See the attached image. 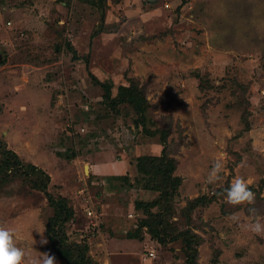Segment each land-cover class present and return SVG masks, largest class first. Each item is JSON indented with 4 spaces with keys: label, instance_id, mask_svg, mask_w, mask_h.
<instances>
[{
    "label": "rangeland",
    "instance_id": "374dc122",
    "mask_svg": "<svg viewBox=\"0 0 264 264\" xmlns=\"http://www.w3.org/2000/svg\"><path fill=\"white\" fill-rule=\"evenodd\" d=\"M162 151L158 199V160L136 162ZM0 161V225L29 256L264 264V0H0ZM238 176L252 204L227 201Z\"/></svg>",
    "mask_w": 264,
    "mask_h": 264
},
{
    "label": "clouds",
    "instance_id": "9594fccd",
    "mask_svg": "<svg viewBox=\"0 0 264 264\" xmlns=\"http://www.w3.org/2000/svg\"><path fill=\"white\" fill-rule=\"evenodd\" d=\"M222 168L223 164L220 161L214 162L207 177V182L214 183L219 181ZM249 183L250 182L246 181L243 177H236L226 188L223 189L227 201L234 205L243 203L252 204L255 200V193L248 186ZM249 212L255 213L256 210L250 208ZM232 219L237 220L238 218L233 216ZM250 229L255 233H261L264 231V224H261L259 220H255L250 225ZM32 230H35L40 234L39 243L41 245L47 243V239L43 235L45 231L43 223L34 226ZM31 243L32 245L36 243L33 236ZM36 252L37 255L29 256L25 249L18 245L16 230L11 227L0 225V264H58L54 254L39 252L37 250Z\"/></svg>",
    "mask_w": 264,
    "mask_h": 264
},
{
    "label": "trees",
    "instance_id": "16d2710c",
    "mask_svg": "<svg viewBox=\"0 0 264 264\" xmlns=\"http://www.w3.org/2000/svg\"><path fill=\"white\" fill-rule=\"evenodd\" d=\"M128 88V87H126ZM132 88L130 87L129 90H131ZM126 90V89H125ZM132 92H134V90H132ZM128 101V100H127ZM164 149V146L162 148V150ZM7 153V151H5ZM3 158L5 159V156H3ZM154 158V161L152 160ZM164 158L165 159H168L167 156L163 153L162 151V155H159V156H148V155H141L139 157H137V162H136V165H137V171L138 172H141V173H144V168H146V163L147 161L148 162H155L158 160L157 164H156V169H155V172H158V176L159 178L154 181L156 182L155 185H144V188L145 189H153V191H156L158 194V199H159V196H162L163 195H167L169 197L170 193H171V189L172 191H175L174 188L177 187V183H178V177L176 176H172L171 174V171H172V167H173V162L170 161V159H168L167 163H164ZM7 159L4 160V164H7ZM1 165H3V162L0 161V169H1ZM165 170H163L164 168ZM163 170V172H162ZM154 184V183H153ZM151 186V187H150ZM48 194V193H47ZM49 196V195H48ZM156 200V199H155ZM154 201H151V202H143V201H136L134 203V208L135 209H138L140 208L143 204L146 206H150L151 204H154L153 203ZM65 213H70L67 209L65 210ZM68 218V217H67ZM65 220V219H63ZM146 220V219H145ZM143 222V221H142ZM142 226H145L147 227V229L149 230L148 232L151 234V237L153 236L154 238L153 239H156L159 243H164V238L161 237L162 236V232H158L157 230H154V225L153 224H148L147 221H144ZM48 232H52L50 231V229L48 228ZM53 233V232H52ZM52 233L50 235H52ZM168 233V232H167ZM169 234V233H168ZM186 249H188L186 247ZM195 251V252H194ZM196 249H192L189 251L186 252V259L187 260H191L190 258H194L195 257V253H196ZM187 263V262H186ZM191 264V263H190Z\"/></svg>",
    "mask_w": 264,
    "mask_h": 264
},
{
    "label": "crops",
    "instance_id": "0c3cea01",
    "mask_svg": "<svg viewBox=\"0 0 264 264\" xmlns=\"http://www.w3.org/2000/svg\"><path fill=\"white\" fill-rule=\"evenodd\" d=\"M130 165V164H129ZM129 165H127L126 163L123 165V167L124 168H128V166ZM98 168H100L99 170H100V173H98V174H100V175H103L102 173H104V171H107V172H109L110 173V171H112L113 169L110 167V166H107V165H105V166H102V164H101V166H99ZM116 168L117 169H115V170H118L120 167L119 166H116ZM123 170V169H122ZM97 173V172H96ZM116 175V174H115ZM117 176V175H116ZM126 232H128V231H126ZM127 234V233H126ZM131 243H128V246L130 245Z\"/></svg>",
    "mask_w": 264,
    "mask_h": 264
},
{
    "label": "built area",
    "instance_id": "2783aa9c",
    "mask_svg": "<svg viewBox=\"0 0 264 264\" xmlns=\"http://www.w3.org/2000/svg\"><path fill=\"white\" fill-rule=\"evenodd\" d=\"M88 211H89L88 213L90 214V213H91V212H90V210H88ZM150 255H152V253H151V252H150Z\"/></svg>",
    "mask_w": 264,
    "mask_h": 264
}]
</instances>
